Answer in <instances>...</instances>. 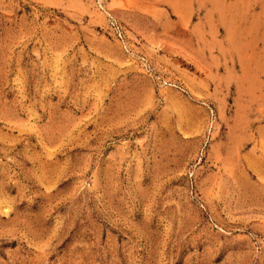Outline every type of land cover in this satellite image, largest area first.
<instances>
[{"label":"rangeland","instance_id":"rangeland-1","mask_svg":"<svg viewBox=\"0 0 264 264\" xmlns=\"http://www.w3.org/2000/svg\"><path fill=\"white\" fill-rule=\"evenodd\" d=\"M0 264H264V0H0Z\"/></svg>","mask_w":264,"mask_h":264}]
</instances>
